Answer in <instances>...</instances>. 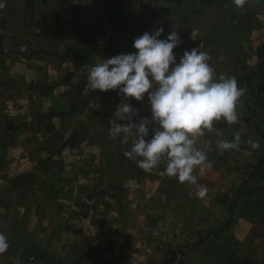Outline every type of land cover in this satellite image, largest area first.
Returning <instances> with one entry per match:
<instances>
[{"label": "rangeland", "instance_id": "1", "mask_svg": "<svg viewBox=\"0 0 264 264\" xmlns=\"http://www.w3.org/2000/svg\"><path fill=\"white\" fill-rule=\"evenodd\" d=\"M123 1L121 11L120 0H0L6 4L0 9V53H7L4 41L12 39L13 50L25 57L18 56L13 71L3 64L4 55L0 56L2 152L11 154L15 150L18 143L14 144V136L23 130V142L29 150L40 143L46 154L64 160L74 157L79 166L84 165L91 150L95 169H102V178L117 181L115 193L119 197H112L108 203H117L121 195L133 193L131 204L141 201L145 205L135 257H118L119 264H164L174 258L173 254L178 256L174 264H264V173L257 171L264 156V106L252 101L254 106L250 108L252 103L248 101L256 88L248 87L246 81L238 83L247 89L239 110L240 122L232 126L223 120L216 122V130L199 139L197 146L211 162L210 167L204 166L202 174L199 169L194 173L197 185L208 188L204 198L197 196V186L161 175V165L159 170L147 173L151 191L139 199L131 184L124 186L125 178L131 175V181L137 176L133 166L136 163L123 155L131 145L122 143L121 138L109 137L108 121L124 97L118 89L90 91L87 69L76 70L63 60L68 48L89 56L84 65L135 53V38L162 27L160 39L176 31L182 41L173 50L177 62L184 51L198 48L210 54L209 63L217 76L247 78L258 69L260 55L264 54V0H249L243 8L230 1L223 9L204 11L187 0ZM117 32V41L109 51L108 36ZM124 102L138 109L140 116L150 117L147 94L143 102L134 98ZM60 107L63 112L58 113ZM29 130L38 133L31 136ZM218 132L222 135L218 136ZM236 132L244 141L258 140L260 147L252 149L242 143L239 150L221 155L217 140L230 141ZM9 159V167H5L0 155V164L4 163L0 169V232L10 243L0 255L2 264H24L30 257L33 264H58L60 258L61 264H85L86 255H80L78 246L68 252L66 247L61 249L62 237L69 238L67 230H59L65 227V216H49L47 212L32 215L31 207L35 209L41 201L37 194L31 193L29 200L17 199L18 204L12 201L8 206L3 198V182L12 180L9 171L13 162L25 165L22 156L9 155ZM13 205L15 209L10 212ZM22 206L29 215L21 210ZM145 218L152 222L148 225ZM43 233L46 237L42 239ZM102 241L101 248H106L108 241Z\"/></svg>", "mask_w": 264, "mask_h": 264}, {"label": "clouds", "instance_id": "2", "mask_svg": "<svg viewBox=\"0 0 264 264\" xmlns=\"http://www.w3.org/2000/svg\"><path fill=\"white\" fill-rule=\"evenodd\" d=\"M243 8L249 0H232ZM6 4L0 2V9ZM164 29L145 32L134 39L135 53L119 54L98 63L87 64V84L90 91L119 90L124 100L109 119V137L122 139L130 150L123 155L134 161L146 173L159 170L161 175L176 178L181 184L197 186V196L204 198L206 185H197V169L211 166L206 153L197 145L206 132L215 131L221 120L229 126L240 122V108L247 89L238 85L235 76H217L206 51L193 48L184 51L177 62L174 49L182 43L178 33L172 31L160 39ZM147 94L150 117H142L139 110L126 103L128 98L143 102ZM218 136L222 133H217ZM247 143L258 149V140L242 139L239 132L232 140L218 139L217 149H240ZM10 247L8 237L0 232V255Z\"/></svg>", "mask_w": 264, "mask_h": 264}, {"label": "crops", "instance_id": "3", "mask_svg": "<svg viewBox=\"0 0 264 264\" xmlns=\"http://www.w3.org/2000/svg\"><path fill=\"white\" fill-rule=\"evenodd\" d=\"M13 44L12 39H6L4 46L7 47L8 51L6 54L0 53V56L4 55L3 64L7 68L9 67V70H13L15 64L19 61L18 56H22L20 52L13 50ZM4 50L2 51L4 52ZM22 58H25L24 55ZM33 71L37 72V69H33ZM38 82L42 84L44 80H39ZM31 84L33 85L34 82ZM62 110L63 107H60L58 113L63 112ZM29 131L31 136H35L38 133L37 130ZM5 132L7 133V131ZM23 133L24 130L21 134L18 132L14 136L16 137L14 144L18 143V145L11 154L4 151V155L2 152L3 145H1L0 140V155L4 157L5 167H9L10 161H12L9 159V155L14 158L22 156L25 163L24 165L23 163L13 162L11 164L13 166L10 167L9 171V175L12 173V180L7 178V183L6 181L3 182L5 184V196L3 198L9 202L8 206L13 204L12 201L18 204L17 199L29 200L28 195L31 193L37 194L38 199L41 198V201L37 202L35 209L31 207L32 215H35L34 212H36V216L47 212L48 215L50 214L49 216L54 213L58 217L65 216V219L63 218L65 227L61 228L60 226L59 230L60 233L67 230L69 238L65 240V237H62L61 249L66 247L65 252H68L67 250L71 251L72 248L78 246L80 255L82 256L83 253V256L86 255L85 264H119L118 260L120 259L118 257H125L126 254L134 258L142 236L138 226L141 224L140 219L146 216L142 212L145 207L144 202L140 201L137 205L131 204L134 196L132 193L121 195L119 199H116L117 203L109 204V199L119 197L115 193L117 181L113 182L105 176V180L108 179L106 180L107 189L105 188V180L101 176L102 169H95L91 150L89 151L90 154L86 156L83 167L82 165H77V160L74 157L64 160L46 154L40 143L39 145H33V150H29V146L23 142L26 136ZM100 152H104L103 148ZM86 153L84 152V154ZM3 166L4 163L1 162L0 169ZM133 166H135L137 176L133 177L131 181H128L131 175L129 178H125L124 186L131 184L130 188L140 199L141 194H150L151 184L149 182L151 178H148L147 173L139 168L137 164ZM69 167L72 168V171H70ZM78 170L82 173H79ZM119 184L118 186H120ZM152 194L154 195V188ZM14 209L15 205L11 207L10 212ZM21 210L24 213L26 212V215H29V212L23 206ZM148 213L152 215L151 212L148 211ZM145 219L148 225L152 222V219ZM49 228L51 227L47 229ZM50 232L48 233L50 234ZM43 237H46L45 233L42 234V239ZM64 240L66 243H64ZM102 240L108 241L106 248H101L103 245ZM148 244L150 245L151 243ZM58 260H60L58 264H61L63 258Z\"/></svg>", "mask_w": 264, "mask_h": 264}, {"label": "trees", "instance_id": "4", "mask_svg": "<svg viewBox=\"0 0 264 264\" xmlns=\"http://www.w3.org/2000/svg\"><path fill=\"white\" fill-rule=\"evenodd\" d=\"M119 2V9L122 11L123 5H125V1L120 0ZM168 1H177L182 2L184 0H168ZM189 2H193L199 5V10L204 11L205 9H212V8H220L223 9L230 1L232 0H187ZM126 13V11H124ZM27 14L25 15V17ZM25 20V19H24ZM120 32L114 33L113 35L108 36V42L110 46V50L112 49V46L116 43L117 37L119 36ZM99 49V48H98ZM87 57L84 54H82L80 51H77L73 48L67 49V54L64 55L63 60L66 63H70L71 65L76 68V70H80L84 67V61L87 60ZM238 83L245 81L247 82L248 87H255L256 91L253 92L251 100L248 101L252 103V101H256L261 106H264V54L260 55L259 58V67L256 71L250 73L247 78L245 77H239L237 78ZM42 87V86H41ZM254 99V100H253ZM250 108H253L254 104H249ZM251 115V114H250ZM248 120V117H247ZM226 124V123H225ZM237 125V124H234ZM261 173H264V156L260 162V165L257 169V171H260ZM262 207L264 211V196L262 201ZM174 258H170L168 261H166L164 264H174L176 262V259H178L177 254H173Z\"/></svg>", "mask_w": 264, "mask_h": 264}, {"label": "built area", "instance_id": "5", "mask_svg": "<svg viewBox=\"0 0 264 264\" xmlns=\"http://www.w3.org/2000/svg\"><path fill=\"white\" fill-rule=\"evenodd\" d=\"M33 258L32 257H30V258H28V260H27V262L26 263H24V264H33ZM0 264H2V262L0 261Z\"/></svg>", "mask_w": 264, "mask_h": 264}]
</instances>
